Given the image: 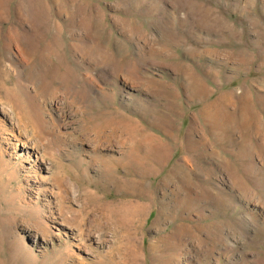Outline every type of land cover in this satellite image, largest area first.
Listing matches in <instances>:
<instances>
[{"label": "rangeland", "instance_id": "1", "mask_svg": "<svg viewBox=\"0 0 264 264\" xmlns=\"http://www.w3.org/2000/svg\"><path fill=\"white\" fill-rule=\"evenodd\" d=\"M262 54L264 0H0L56 133L0 102V264H264Z\"/></svg>", "mask_w": 264, "mask_h": 264}, {"label": "bare ground", "instance_id": "2", "mask_svg": "<svg viewBox=\"0 0 264 264\" xmlns=\"http://www.w3.org/2000/svg\"><path fill=\"white\" fill-rule=\"evenodd\" d=\"M3 4H5V3H3ZM262 55H264V54H262ZM241 58V57H240ZM246 59V58H245ZM244 64V63H243ZM31 66V65H30ZM41 66V65H40ZM66 68V67H65ZM32 69V68H31ZM34 71V70H33ZM42 71H43V69H42ZM41 71V72H42ZM32 72V71H31ZM38 72V71H37ZM52 72H55V68L53 67V71ZM57 72V71H56ZM55 72V73H56ZM67 72V71H66ZM26 73V72H25ZM50 73H51V70H50ZM33 74V73H32ZM64 74V73H63ZM42 77H40V78H44L43 76H45V74H43V75H41ZM52 74L51 75H49V77L47 78L46 77V79H43V83L41 84V85H39L38 86V90H36V91H34V93L32 94V95H30V94H28V92L25 90V87H24V85L23 84H21V83H18V82H15L14 83V86H15V91H14V93L12 92V89L11 88H2V87H0V102H3L4 104H6V105H9V107L11 108V110H12V114H13V117H14V119L17 117V116H19V120L21 121V122H23V124L24 125H26V126H28V127H30V129H31V131L32 132H34L35 134H37V136H41V137H44V136H46L47 134L48 135H50V137L52 138V140L53 141H55L54 139H55V137H56V133L54 132V129H53V127L51 126V128L49 129V128H47V125H46V123H45V120L42 118V114H41V109H40V105H39V103H38V101H37V99H38V97H42L43 95H44V93H45V89H47V87L50 85V81H51V79H53L52 78ZM64 76V75H63ZM27 77H30L31 79L33 78V76H31V74H28V76ZM34 77H35V75H34ZM65 77V76H64ZM198 79V78H197ZM199 80V79H198ZM201 81V80H200ZM196 83V82H195ZM200 83V82H199ZM198 84V82L196 83V86H194V90L196 91V92H198L199 91V89H200V87L199 86H201V85H197ZM201 84H202V82H201ZM204 84V83H203ZM216 84V83H215ZM202 88V90L201 91H203V87H201ZM208 90V89H207ZM206 90V91H207ZM195 92V93H196ZM204 93V94H203ZM203 93H200V94H203V95H206L207 93L205 92V91H203ZM198 96V95H197ZM247 96V95H246ZM245 96V97H246ZM202 97V96H201ZM224 97V96H223ZM244 97V96H243ZM199 98V97H198ZM225 98V97H224ZM262 98V97H261ZM41 99V98H40ZM200 100V99H199ZM221 100V99H220ZM245 100V99H244ZM244 100H243V102H244ZM248 102V101H247ZM250 102V101H249ZM223 103V102H222ZM245 103V102H244ZM246 104H248V103H246ZM211 105V104H210ZM220 106V105H219ZM218 106V103H213L211 106H209L208 108H206L203 112H202V114H203V118H204V120H206V121H209L210 122V120H212L213 118H214V116H216L217 114H220L219 112L221 111L222 112V110H221V107H219ZM225 106V105H224ZM7 114H8V112H7ZM231 115V114H230ZM17 120V119H16ZM214 120H216V119H214ZM214 120H212V121H214ZM18 121V120H17ZM52 123L50 124V125H54V122L53 121H51ZM209 122H207V123H209ZM214 123V122H213ZM20 123L18 122V125H19ZM213 125V124H212ZM216 125V124H215ZM20 126V125H19ZM18 126V127H19ZM23 127V126H22ZM25 131V130H24ZM30 131V132H31ZM27 133V132H26ZM31 134V133H30ZM36 137V136H35ZM47 137V136H46ZM53 141H51V142H53ZM101 166L102 167H104L105 166V164H107V163H105V161H102L101 163ZM105 168H108V167H104V169ZM108 170V169H107ZM105 171V170H104ZM109 171V170H108ZM106 172V171H105ZM111 174V173H110ZM107 175H109L108 173H107ZM112 177V176H111ZM113 178V177H112ZM111 181V180H110ZM101 207L102 208H105L106 210H108L109 211V213H110V211H113V206H111L110 205V203L108 204V203H103L102 205H101ZM100 207V208H101ZM125 206H123V208H124ZM133 206H131V208H132ZM85 208H87V205L86 206H83V209H85ZM82 209V210H83ZM125 209H126V207H125ZM124 209V210H125ZM134 208H132V210H133ZM130 210V209H129ZM132 210H130V211H132ZM60 214H61V216H64L63 214V211H61L60 210ZM133 212V211H132ZM120 213V212H119ZM126 214H129V213H126ZM125 214V215H126ZM134 214H137V212L136 211H134ZM82 215V214H81ZM131 215V214H130ZM127 216V215H126ZM125 216V217H126ZM131 217V216H130ZM132 217H133V213H132ZM64 218V217H63ZM65 219V218H64ZM100 219V218H99ZM128 219H130L129 217H128ZM66 220H70L69 221V223L70 222H73V220L75 221V219H69V217L67 218L66 217ZM93 220V221H92ZM88 219V220H85V219H83L81 222H80V220H79V224L80 225H83V226H88V225H91L90 223H92V222H96L97 223V218H95V219ZM127 221V220H126ZM131 221V220H130ZM123 222V221H122ZM127 222H129V221H127ZM126 222V224H129V223H127ZM131 223H132V221H131ZM71 224V223H70ZM131 225V224H130ZM120 226V225H119ZM80 227V226H79ZM82 227V226H81ZM84 228V227H83ZM81 230V229H80ZM96 230H98V229H96ZM87 232V234L85 233V235L84 236H87L88 237V233H89V230H87L86 231ZM84 233V232H83ZM130 255V254H129Z\"/></svg>", "mask_w": 264, "mask_h": 264}]
</instances>
